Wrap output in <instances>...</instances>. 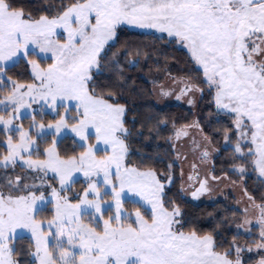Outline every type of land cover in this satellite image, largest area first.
<instances>
[{
	"label": "snow or ice",
	"instance_id": "1",
	"mask_svg": "<svg viewBox=\"0 0 264 264\" xmlns=\"http://www.w3.org/2000/svg\"><path fill=\"white\" fill-rule=\"evenodd\" d=\"M0 264H264V0H0Z\"/></svg>",
	"mask_w": 264,
	"mask_h": 264
},
{
	"label": "trees",
	"instance_id": "2",
	"mask_svg": "<svg viewBox=\"0 0 264 264\" xmlns=\"http://www.w3.org/2000/svg\"><path fill=\"white\" fill-rule=\"evenodd\" d=\"M198 211H200L201 213H205L206 214L207 211H211V208L208 207V204L206 203L200 209H198Z\"/></svg>",
	"mask_w": 264,
	"mask_h": 264
},
{
	"label": "rangeland",
	"instance_id": "3",
	"mask_svg": "<svg viewBox=\"0 0 264 264\" xmlns=\"http://www.w3.org/2000/svg\"><path fill=\"white\" fill-rule=\"evenodd\" d=\"M219 199H222V197H218ZM210 203V202H207V204Z\"/></svg>",
	"mask_w": 264,
	"mask_h": 264
}]
</instances>
